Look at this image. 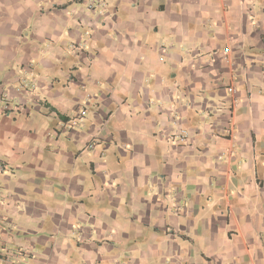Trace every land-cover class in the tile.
<instances>
[{
  "label": "crops",
  "instance_id": "obj_1",
  "mask_svg": "<svg viewBox=\"0 0 264 264\" xmlns=\"http://www.w3.org/2000/svg\"><path fill=\"white\" fill-rule=\"evenodd\" d=\"M0 264H264V0H0Z\"/></svg>",
  "mask_w": 264,
  "mask_h": 264
},
{
  "label": "built area",
  "instance_id": "obj_2",
  "mask_svg": "<svg viewBox=\"0 0 264 264\" xmlns=\"http://www.w3.org/2000/svg\"><path fill=\"white\" fill-rule=\"evenodd\" d=\"M87 6H88L89 9H93L95 6H99V7H101V6H103V5H101V4H97V3H95L94 1H90L89 4H88ZM223 53L225 54V56H227V55L230 53V49H229L228 46H226V47L223 48ZM228 91H229V92H232L233 89L230 87V88L228 89ZM84 114H85V110L83 109V110H81V111L79 112V115H78V116H76V117H74L73 119H71V123L74 124V123H77L78 121H80V119L83 117Z\"/></svg>",
  "mask_w": 264,
  "mask_h": 264
},
{
  "label": "rangeland",
  "instance_id": "obj_3",
  "mask_svg": "<svg viewBox=\"0 0 264 264\" xmlns=\"http://www.w3.org/2000/svg\"><path fill=\"white\" fill-rule=\"evenodd\" d=\"M69 125L74 126L76 123L72 124L71 121L68 122Z\"/></svg>",
  "mask_w": 264,
  "mask_h": 264
}]
</instances>
